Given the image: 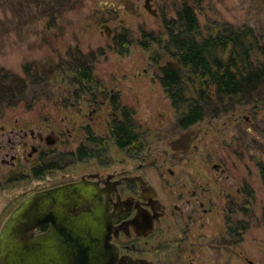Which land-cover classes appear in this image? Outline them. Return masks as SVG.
Returning a JSON list of instances; mask_svg holds the SVG:
<instances>
[{
    "label": "rangeland",
    "instance_id": "obj_1",
    "mask_svg": "<svg viewBox=\"0 0 264 264\" xmlns=\"http://www.w3.org/2000/svg\"><path fill=\"white\" fill-rule=\"evenodd\" d=\"M148 2L156 16L146 0H0V68L18 79L11 105H0V129L63 122L73 151L80 145L92 149L87 132L101 137L102 159H90L72 175L142 165L162 200L169 171L189 188L200 181L217 190L216 207L192 235L214 241L216 264H264V89L243 105L212 98L203 119L182 130L159 81L160 68L170 60L166 25L181 6L195 9L202 37L249 26L264 42V0ZM80 65L90 69V81L75 74ZM124 114L143 146L138 151L110 141L111 123ZM25 191H0V222ZM8 199L14 203L8 205ZM173 219L166 222L163 242L179 238ZM146 256L165 264L171 251L154 245Z\"/></svg>",
    "mask_w": 264,
    "mask_h": 264
},
{
    "label": "flooded vegetation",
    "instance_id": "obj_2",
    "mask_svg": "<svg viewBox=\"0 0 264 264\" xmlns=\"http://www.w3.org/2000/svg\"><path fill=\"white\" fill-rule=\"evenodd\" d=\"M46 120L32 127L16 123L8 131L4 127L0 129V191L26 190V195L0 222V229L12 210L29 195L79 183L88 189L97 190L99 203L85 204L74 209L71 200L64 201L63 208L59 211L54 209L53 219L43 223L35 234L45 233L55 223L69 226L74 217L87 216L90 207H97L103 220L96 240L105 244L102 249L108 247L116 256V264H153L146 255L153 252L154 245L156 250L162 247L170 249L171 257L164 259L165 264H200L199 258L204 259L202 264H216L214 241H202L200 236L196 238L192 235V230L215 209L217 190H209L200 181L197 184L191 181L189 188L185 180H179L169 171V178L163 182L168 194L162 200L159 190H155L141 172L142 165H138L134 171L86 170L74 177L72 174L75 167H87L90 159L101 160L103 152L92 144L90 139L95 137H89L88 132L86 142L89 141L92 149L80 145L73 151L69 147V129L63 128V122L50 123ZM68 133L69 137L66 136ZM97 139L104 142L101 137ZM110 141L116 146L111 135ZM80 148L95 153L89 156L78 152ZM130 158H137V155ZM13 203L8 199V205ZM172 219L179 238L172 243L163 242L169 231L166 222Z\"/></svg>",
    "mask_w": 264,
    "mask_h": 264
},
{
    "label": "trees",
    "instance_id": "obj_3",
    "mask_svg": "<svg viewBox=\"0 0 264 264\" xmlns=\"http://www.w3.org/2000/svg\"><path fill=\"white\" fill-rule=\"evenodd\" d=\"M43 10L50 12L48 8ZM194 10L185 4L167 23L170 60L159 70L160 84L178 112L176 123L182 130L203 119L212 98L218 104L229 101L232 105H243L258 99L259 91L264 89V42L254 30L244 26L202 37ZM84 66L76 67L75 74L90 81L91 71ZM2 71L0 68V105H11L17 90L13 84L18 79ZM109 133L119 148L138 151L143 147L126 114L123 121L112 122ZM90 141L99 150L105 148L104 142L97 138ZM78 152L89 156L95 153L83 148ZM261 173L264 179V164Z\"/></svg>",
    "mask_w": 264,
    "mask_h": 264
},
{
    "label": "water",
    "instance_id": "obj_4",
    "mask_svg": "<svg viewBox=\"0 0 264 264\" xmlns=\"http://www.w3.org/2000/svg\"><path fill=\"white\" fill-rule=\"evenodd\" d=\"M148 1L146 8L156 16ZM70 200L74 209L100 201L97 190L79 183L22 200L0 229V264H116V256L96 240L103 220L97 207H90L87 216L74 217L69 226L55 223L45 233L35 234L53 219L54 209L59 211Z\"/></svg>",
    "mask_w": 264,
    "mask_h": 264
}]
</instances>
